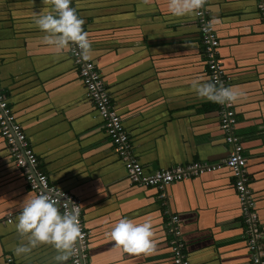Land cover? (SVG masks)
<instances>
[{"label": "crops", "instance_id": "crops-1", "mask_svg": "<svg viewBox=\"0 0 264 264\" xmlns=\"http://www.w3.org/2000/svg\"><path fill=\"white\" fill-rule=\"evenodd\" d=\"M259 0H207L217 55L237 98L234 132L246 158L247 189L254 200L245 219L233 178L222 167L173 182L159 192L136 185L88 99L69 47L56 55L35 25L52 11L49 0H0V91L6 96L49 181L80 201L89 264H173L167 221L177 215L190 264H251V228L264 256V22ZM84 23L87 56L128 132L134 154L151 172L193 161L216 163L229 146L218 104L198 97L192 82H208L195 15L174 17L167 0H71ZM160 193L163 196H160ZM28 190L0 135V264H56L47 244L17 255L25 242L15 224ZM11 213V221H7ZM121 218L150 221V251L114 247ZM64 264H70L69 260Z\"/></svg>", "mask_w": 264, "mask_h": 264}, {"label": "built area", "instance_id": "built-area-1", "mask_svg": "<svg viewBox=\"0 0 264 264\" xmlns=\"http://www.w3.org/2000/svg\"><path fill=\"white\" fill-rule=\"evenodd\" d=\"M261 16L264 22V0H259ZM51 4V0H49ZM197 14V27L200 34L202 51L206 61V70L209 80L218 87H229L230 76L226 73L221 60L217 55L219 45L218 35L208 21L205 3ZM70 7L72 4L70 2ZM210 25V27H209ZM69 53L72 62L77 69L78 75L84 84L85 92L98 114L101 116L105 132L110 138L113 147L122 161L128 179L131 183L141 186L154 187L159 192L164 190L173 182L197 177L205 173L213 172L222 167L230 170L234 188L246 221L250 224L254 214L252 207L254 200L250 195L246 182V158L243 154V145L234 132L235 115L233 101L229 104H218L219 126L224 133L226 144L229 146L227 156L216 163L207 161H193L186 164L173 165L167 168L155 169L145 172L137 156L133 152L128 132L126 131L120 115L115 111L107 95L104 80L94 62L87 56L81 55L75 45H69ZM0 135L9 147L16 167L20 170L28 190L35 195L47 192L55 194L57 207L61 212L67 210L65 200H70L79 209V223L81 235L75 244L72 256L68 259L70 264H89L87 258L88 237L87 230L80 215V201L68 191L53 185L47 175L38 167V159L32 150L29 140L20 123L7 102L6 96L0 91ZM160 196H163L160 193ZM59 197H62L61 199ZM7 221H11L12 214H8ZM177 215H170L167 221V232L170 235L169 247L172 254L173 264H190L186 255L185 244L181 240ZM258 228H251L248 233L247 246L250 252L251 264H264V256L261 246L256 241ZM8 264L12 263L11 257L6 259Z\"/></svg>", "mask_w": 264, "mask_h": 264}, {"label": "clouds", "instance_id": "clouds-1", "mask_svg": "<svg viewBox=\"0 0 264 264\" xmlns=\"http://www.w3.org/2000/svg\"><path fill=\"white\" fill-rule=\"evenodd\" d=\"M70 2L51 0L52 11L37 14L34 23L44 33V42L56 55L62 54L69 45H75L86 58L90 42L82 29L84 21L69 6ZM203 4L204 0H167L166 6L170 15L181 17L197 14ZM191 86L198 97L221 105L231 103L238 96L231 87H218L211 81H193ZM54 195L43 192L23 200L15 229L25 242L16 246L14 251L17 255L47 244L56 251L53 257L56 264H64L72 256L81 235L79 209L70 200H65L67 210L61 212ZM110 237L114 247L126 253H144L153 247L150 221L134 223L129 218H121L112 226Z\"/></svg>", "mask_w": 264, "mask_h": 264}]
</instances>
